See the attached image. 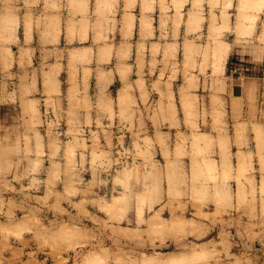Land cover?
Listing matches in <instances>:
<instances>
[{
  "label": "clouds",
  "instance_id": "9594fccd",
  "mask_svg": "<svg viewBox=\"0 0 264 264\" xmlns=\"http://www.w3.org/2000/svg\"><path fill=\"white\" fill-rule=\"evenodd\" d=\"M0 110V264H264V0H0Z\"/></svg>",
  "mask_w": 264,
  "mask_h": 264
},
{
  "label": "rangeland",
  "instance_id": "374dc122",
  "mask_svg": "<svg viewBox=\"0 0 264 264\" xmlns=\"http://www.w3.org/2000/svg\"><path fill=\"white\" fill-rule=\"evenodd\" d=\"M15 50V49H14ZM240 60L239 57H236L234 67H240ZM0 114H3V110H0Z\"/></svg>",
  "mask_w": 264,
  "mask_h": 264
},
{
  "label": "crops",
  "instance_id": "0c3cea01",
  "mask_svg": "<svg viewBox=\"0 0 264 264\" xmlns=\"http://www.w3.org/2000/svg\"><path fill=\"white\" fill-rule=\"evenodd\" d=\"M245 59H247V57Z\"/></svg>",
  "mask_w": 264,
  "mask_h": 264
}]
</instances>
